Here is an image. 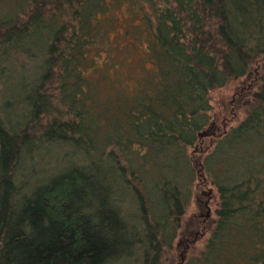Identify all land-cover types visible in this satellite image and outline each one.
<instances>
[{
	"label": "trees",
	"instance_id": "1",
	"mask_svg": "<svg viewBox=\"0 0 264 264\" xmlns=\"http://www.w3.org/2000/svg\"><path fill=\"white\" fill-rule=\"evenodd\" d=\"M123 5L139 20L124 33L139 55L127 49L121 64L107 50L106 74L91 55ZM18 54L38 64L14 78L22 94L1 99L0 264L138 251L160 264L193 196L218 207L186 264H264V0H27L0 17V66ZM235 80L245 116L227 128L231 108L212 117L210 93ZM47 146L64 164L24 186L21 160Z\"/></svg>",
	"mask_w": 264,
	"mask_h": 264
},
{
	"label": "rangeland",
	"instance_id": "2",
	"mask_svg": "<svg viewBox=\"0 0 264 264\" xmlns=\"http://www.w3.org/2000/svg\"><path fill=\"white\" fill-rule=\"evenodd\" d=\"M26 1L27 0H0V17L10 14L11 12H18L20 6ZM110 16L114 19V23L110 27V34L108 36L106 35L103 40V47L99 50L100 55H91L99 61L102 72L106 74L107 59L110 56V54H107V50H111L121 64L129 61V58L123 53L127 49H131L132 61L137 59L139 54L136 53V51L140 50L139 47L137 49L130 48L133 43H136L133 36L127 38L124 35L126 27L137 25V23H139L137 17L132 13L131 8L127 7V5L112 7ZM105 31L107 33V27ZM134 49H136V51L132 52ZM37 60L38 59L32 58L26 54H18L17 61L8 64V66H4L3 68L0 66V71L4 75L0 80V106L2 104V98L15 95L16 92L20 94L24 92L21 87H17L22 81L21 77L18 81L14 80V78L19 76L20 72L26 71L31 73L33 68L38 64ZM101 85V95L107 97V80H103ZM241 86L242 82L240 80H235L228 83L225 87L215 89L210 93L212 117L219 119L224 113L228 112L227 109L231 108L232 114L227 117L229 123L227 124V128L238 124V122L245 116L244 109L238 108L236 105L237 92ZM18 108H20V104L17 103L13 107L6 108L5 113H8L11 118L15 117L14 113H16ZM0 114L2 116L1 110ZM47 149L50 150L47 151ZM40 152L44 153L41 155L36 153L34 154V157H24L21 160L17 171V177L23 182L24 186H30L31 183L36 182L38 179L47 177L64 164L62 148L59 149L58 146H47L45 149H41ZM209 188L211 189V186L205 187L206 190H209ZM213 191L215 190L213 189ZM196 200V197L193 196L183 214V217L179 221L177 236L172 240L171 245L165 246L162 249L160 264H186L189 257L198 255L204 248L210 235L208 222L210 219L216 218L218 199L217 196H206L203 201H207V203L201 206ZM125 207L127 210L129 209L131 213H134V207L129 203L126 204ZM192 216L197 219V225L189 224V219ZM184 233L192 235L187 238L184 237ZM181 240H183V242L182 244H179ZM139 254L140 251L130 257H123L117 261L110 262L109 264H141L142 257Z\"/></svg>",
	"mask_w": 264,
	"mask_h": 264
}]
</instances>
